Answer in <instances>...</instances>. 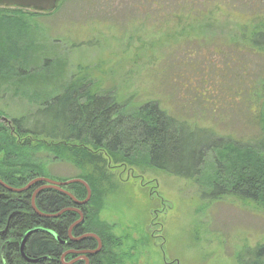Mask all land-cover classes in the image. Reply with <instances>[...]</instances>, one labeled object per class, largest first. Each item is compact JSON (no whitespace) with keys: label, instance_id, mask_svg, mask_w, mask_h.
Returning <instances> with one entry per match:
<instances>
[{"label":"rangeland","instance_id":"obj_1","mask_svg":"<svg viewBox=\"0 0 264 264\" xmlns=\"http://www.w3.org/2000/svg\"><path fill=\"white\" fill-rule=\"evenodd\" d=\"M181 1L58 0L53 11L33 18L37 27L32 32L16 24L0 30L6 51L0 71L9 76L6 82L0 78L4 116L52 131L63 123L53 97L71 82L82 83V91L112 92L130 108L157 102L176 119L177 137L193 140L194 150L186 152L182 144L177 154L189 161L166 154L159 165L149 166L141 162L145 149L137 148L138 164L131 171L127 166L110 170L112 187L99 216L120 243L115 247L118 264H242L264 240L262 206L222 188L201 191L202 180L216 169L215 155L222 160L217 146L203 154L201 181L188 176L200 161L194 151L220 141L264 146V51L247 42L246 51L217 47L229 42L228 35L209 45L180 42L175 49L173 42L187 25ZM200 1L204 4L190 7L207 10L221 3ZM223 1L241 13L232 12L230 21L248 24L249 17L264 23V0ZM223 15H215L217 31L227 23ZM187 50L191 54L182 53ZM46 100L52 107L35 108ZM37 152L46 178L60 182L79 176L71 162Z\"/></svg>","mask_w":264,"mask_h":264},{"label":"trees","instance_id":"obj_2","mask_svg":"<svg viewBox=\"0 0 264 264\" xmlns=\"http://www.w3.org/2000/svg\"><path fill=\"white\" fill-rule=\"evenodd\" d=\"M190 1H181L183 18L187 25L182 29L184 32L180 34L181 37L175 38L173 42L175 49L180 42L185 44L200 42V45L202 43L209 45L215 38L220 39L221 36L228 35L229 42H220L216 44L217 47L222 45L246 51L244 46L247 42L250 46L254 45L264 51V41L260 40L264 36V23H255L249 17L247 18L249 25L243 21H230L232 12L241 13L237 11L235 5L225 4L223 0H219L221 3L216 5V8L207 10H195V7H190L192 3L195 6L196 3L200 4L203 1ZM212 1V5H215V1ZM218 12L224 13L222 17L227 22L220 31L216 30L214 23ZM241 12L246 15L245 12ZM48 13L16 7H0V30L2 26L5 29L16 24L26 26L32 32L37 27L33 18ZM26 21L30 23L27 24ZM3 35L4 33L0 31V38H3ZM202 39L205 41L202 42ZM217 52L220 53L219 50ZM3 53L6 51L3 43H0V68L3 67L1 62L5 57ZM182 53L191 54L189 50ZM20 74L18 80L22 79L23 72ZM29 77L33 76L29 75ZM0 78L3 82L9 80V76L3 71H0ZM83 85L71 82L67 88L53 97V104L57 102L56 105L60 107L56 117H59L63 123L61 122L62 125L52 131L35 130L30 125H23L21 120L15 117L4 116L0 111V179L4 183L15 188L24 187L39 176L46 177L44 163L36 162L35 159L37 151L44 150L52 153L58 160L71 162L80 172L76 178L83 179L91 190L90 199L78 205L62 190L52 187L40 189L35 195V207L41 212L51 215L69 208L56 217L48 218L37 215L31 207L32 194L44 182L38 181L27 190L17 193L0 185V264H86L79 252L86 249L95 250L98 242L90 236L83 240L69 239V227L79 219L78 212L70 210L72 208L79 209L84 216L80 223L73 226L72 237L92 233L102 242L97 253L85 255L89 260L88 264H118L120 260L115 247L120 243L117 244L118 238L110 232L111 227L99 216L104 207L103 200L107 189L112 187L110 180L113 178V173L110 170L116 167L124 169L126 166L130 170L132 166H137V148L145 149L141 162L149 166L159 165L167 157L166 154L175 158H184L185 161L191 159L185 155L178 157L177 154H180L182 144L186 152L193 149V140L184 141L180 136L177 137L174 131L176 119L159 108L157 102L148 101L136 108H130L126 101L113 97L112 92L97 94L89 90L82 91ZM48 100L35 108L40 110L44 106L43 111H45L50 105L52 107ZM2 116L9 121L7 123L1 121ZM69 131L75 133H62ZM179 134L181 135L180 130ZM261 141L264 144V134ZM216 146L218 147L216 154L220 152L222 160H218L215 155L216 169L207 179L208 181L202 180L206 185L201 190L203 194L205 190L212 192L216 188H222L223 193L227 191L264 208V146H242L230 142L222 144L220 141L206 149L194 151L193 156L200 161L192 174L188 175L189 178L197 183L201 181L198 175L201 172L203 154ZM183 170L172 171L187 176ZM63 188L80 201L87 196L83 183L72 182ZM40 226L53 230L64 242H58L43 231L31 233L25 240V255L36 259L42 257V260L29 263L19 252L21 239L30 228ZM241 263L264 264V240L258 243L251 250L250 257L248 256V259Z\"/></svg>","mask_w":264,"mask_h":264},{"label":"water","instance_id":"obj_3","mask_svg":"<svg viewBox=\"0 0 264 264\" xmlns=\"http://www.w3.org/2000/svg\"><path fill=\"white\" fill-rule=\"evenodd\" d=\"M57 1L58 0H0V7H5V8H8V7H16V8H22V9H27V10H33L35 12H51L53 11V9H55L56 5H57ZM4 121V122H8L9 120L2 116L1 118V121ZM38 181H41V182H44V184L40 187H38V189H36L34 191V193L32 194V200H31V207L33 208V210L36 212L37 215L39 216H43V217H48V218H51V217H56L58 216L59 214H61L63 211L65 210H68L69 208L67 209H63L60 213H55V214H45L43 212H41L40 210L37 209V207H35V195L37 194V192H39L40 189H44V188H49V187H52V188H55L59 191H64L67 195H69L71 197V199H73V201L76 203V204H83V203H86L90 197H91V190H90V187L88 185V183H86L83 179H79V178H71L69 180H65V181H55L53 179H48L46 177H38V178H35L31 181H29L27 183V185H25L24 187H12V186H9L7 185L6 183H4L1 179H0V185L6 189H8L9 191L11 192H14V193H17V192H22V191H25L27 190V188L31 187V185L35 184V183H38ZM72 182H78V183H83L86 187V198H84L82 201L78 200L74 195H71L70 193H68L67 191L64 190L63 186H67L69 184H71ZM70 210H75L78 212L79 214V219L76 220L70 227H69V231H68V236H69V239H72V240H83L85 239V237H93L95 239H97V242H98V245L96 247L95 250H85V251H81L79 252L80 254H82L81 258L86 262V264L89 263V260L88 258L85 256L87 253H97L99 250H100V247L102 245V242H101V239L97 236V235H94L92 233H85V235H81V236H77V237H72L71 235V231L73 229V226L75 224H78L80 223L84 216L83 214L81 213V211L77 208H72ZM40 231H43V232H46L48 234H50L51 236H53L58 242L60 243H63L64 241H62L61 239L58 238L57 234L53 231V230H50V229H46V228H43V227H33V228H30L22 237L21 239V243H20V247H19V252H21V255L22 257L29 263L31 262H38L40 260H42V257L41 258H28L26 255H25V252H24V245H25V240L29 237V235L33 232H40ZM64 255L65 253L63 254V257L62 259L64 258ZM65 264H69V263H65Z\"/></svg>","mask_w":264,"mask_h":264}]
</instances>
